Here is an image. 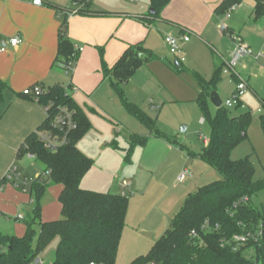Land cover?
<instances>
[{"label":"trees","instance_id":"16d2710c","mask_svg":"<svg viewBox=\"0 0 264 264\" xmlns=\"http://www.w3.org/2000/svg\"><path fill=\"white\" fill-rule=\"evenodd\" d=\"M71 1L77 15L89 17L112 15L92 10V0ZM170 1L148 0L155 14L134 20L147 25L148 19L155 20L160 17ZM252 1L254 20L264 19V0ZM240 2L241 0H224L217 7L216 13L224 15ZM67 15H64L58 36V50L54 61L58 68L70 63L75 66L78 60L79 53L66 36ZM152 58L153 55L138 44L130 46L119 61L108 69L101 54V73L104 79H108L124 111L150 133L166 139L167 137L156 129L155 121L141 108L128 102L123 92V86L135 71L143 62L149 63ZM221 69L222 66L215 67L211 80L201 79L197 103L201 111L207 115L210 135L206 146L196 156L199 161L210 166L220 179L188 195L180 211L173 217L169 229L145 255L137 256L128 264H264V214L251 204V198L264 190V179H255V168L249 158L231 160L232 152L247 140L251 115L245 112L237 117H231L225 107L221 106L215 109L213 116H210L206 107V99L209 98L210 91L215 89ZM1 88L0 85V102ZM41 89L42 94L36 101L24 97L37 102L42 108L51 105L48 111L50 116L59 107L67 108L72 112L76 129L68 134V141L64 146L56 152H49L38 138L40 131L51 129V123L47 118L25 138L17 150L18 158L30 155L42 165L44 171L30 191L34 206L32 218L25 222L24 235L17 237L0 233V264H38L39 254L55 238L58 239V244L51 264H115L125 227L128 196L81 188L82 179L94 164L91 158L76 147L77 142L91 129L89 120L67 95L65 88L55 85ZM260 104L263 113L259 116V123L264 136V99L260 100ZM146 142V137L130 135L125 161L130 160V153L135 147L144 146ZM168 142L176 145L173 140L168 139ZM53 185L61 187L58 201L62 219L42 222L40 201L45 190ZM243 199L248 200L247 204L242 203ZM235 204L237 206L233 209ZM205 223L211 228L210 232H203L202 227ZM36 225L38 233L34 229ZM216 226L218 230L214 231ZM257 230L261 231L258 243H248L233 251V245L229 244L232 236L254 233ZM191 231L197 233L196 238H190ZM249 250L253 256L247 259L245 252Z\"/></svg>","mask_w":264,"mask_h":264},{"label":"crops","instance_id":"0c3cea01","mask_svg":"<svg viewBox=\"0 0 264 264\" xmlns=\"http://www.w3.org/2000/svg\"><path fill=\"white\" fill-rule=\"evenodd\" d=\"M33 1L0 0V40L15 36L22 38V43L18 47L8 48L4 53L0 52V85L2 86L0 102L2 104L0 105V230L6 228L5 231L11 232L17 237L23 236V228L19 227L17 222L11 225L3 221L2 219H5V215L2 212L14 206L17 208L20 206L28 207L27 202L32 203V195L31 193H28V195L21 194L19 188L16 189L12 184L3 181V179L13 166L18 168L22 176L25 169L38 163L30 155H23L18 158L17 150L25 138L34 132L45 120L43 108L37 102L25 98L22 95L24 90L35 86L48 89L59 85L65 88L67 95L73 99L88 119V113L95 112L92 108H96L98 111L102 109L96 98L100 91L108 88V96H111V87L109 88L110 85L107 82L104 83L106 79L103 78L101 73V54L106 67L111 69L130 46L140 44L143 50L151 53L155 51L154 40L157 41L161 38L164 41V36L166 35L169 37L195 36L210 46L214 44L218 47L225 41L223 36L219 34L220 32L218 33V22L219 19L222 20L223 15L216 13L217 7L224 0H171L161 12L160 17L155 20L148 19L147 25L135 21L134 18H146L150 14L151 8L148 0H143L145 4L141 7L139 0H126L128 1L126 3L123 0H108L103 1V3L100 0H92L91 9L112 14L107 17L77 15L74 13L76 8L71 0H40L39 6L33 5ZM240 4L229 11L232 12L237 9L236 18L246 23L248 27L253 26L261 30L264 29V19L255 21L253 18V1L252 5L245 7V9ZM121 5L128 6L129 11H124ZM64 15H67V38L75 48L82 49L78 54V60L73 72L70 73L68 81L61 74L64 71L54 65L58 50L59 31L61 30ZM254 30L257 31L255 28ZM227 31H229L230 36H228L234 44L237 37L234 30L224 28L221 32L226 33ZM187 43H184V45ZM233 44L229 43V58L234 48ZM100 51H102L101 54ZM213 53L215 52L213 51ZM255 57L251 54L242 58L239 61L242 63V68H246L245 62L249 58L254 59L256 62L261 59H256ZM181 66L182 63L178 60L175 63L176 69ZM216 66L219 65L215 64L214 68ZM246 83L250 89L248 81ZM129 99L131 100V98ZM131 101L136 102L135 99ZM87 104L92 108L87 107ZM132 104L138 106L135 103ZM140 137H146L147 142L144 146L135 147L143 151L141 165L137 173L134 170V161L137 153L134 148L132 159L130 158L127 163H124L123 171L114 178L112 186L106 191H97L82 185L81 188L100 193L126 195L122 191L123 185L129 183L128 188L135 192L138 197L133 202H140V204L148 202L149 200L147 201L145 194L148 190L147 186L151 181L150 179H157L156 182L159 181L158 170L161 164V152L163 149L165 150V147L167 149L168 146H175L168 142V139L175 140L168 137L166 138L167 140L158 138L150 132L148 136ZM127 143H129V139ZM203 143L205 147L207 139L203 140ZM178 146L180 150L184 148L180 144ZM197 162L201 161L197 159ZM180 169L178 167L176 170L178 176L183 170H187L184 168L180 171ZM22 182L24 183L25 181L22 179ZM60 191L61 187L59 186L56 194L51 200L49 199V204L55 205L56 202H59ZM190 194L193 193L188 195ZM160 199L165 202L166 198L159 197L157 202ZM10 203H13L14 206H10ZM48 205L45 204L41 212L44 220L54 218H50L46 213ZM143 206L139 205L138 207L140 208L137 207L139 213H135L136 215L132 221L128 218L129 214L127 213L126 215V225L117 251V262L119 259L122 260V258L123 260L132 261L137 256L142 255L140 252L146 246V242L149 251L159 239H156L157 236H154V232H156L155 228H158L163 223L160 219L166 217V222L170 221L167 228L169 229L173 217L179 212L176 213V209L172 211L169 206L166 208L163 206L158 213L157 207L153 213H149L150 209L147 208V205H145L146 207ZM32 210L33 208L30 207V211ZM20 212L21 210L18 211L14 220L26 222L29 215L26 214L25 216ZM18 217H22V219H18ZM6 224L11 225V228L7 227ZM128 224L129 226L127 227ZM141 233L145 235L143 239H141ZM145 239L147 241H144ZM144 242L145 245L140 248ZM37 262L41 264L40 260Z\"/></svg>","mask_w":264,"mask_h":264},{"label":"rangeland","instance_id":"374dc122","mask_svg":"<svg viewBox=\"0 0 264 264\" xmlns=\"http://www.w3.org/2000/svg\"><path fill=\"white\" fill-rule=\"evenodd\" d=\"M103 1L108 0H100L101 3ZM139 1L140 7L145 4V1ZM247 2L249 3L247 4ZM240 3L241 7L245 9V7L252 5V0H241ZM121 8L124 11H129L128 6L121 5ZM237 12V9L232 12L229 11L223 15L222 20L219 19L218 33L220 32L219 34L225 40L220 47L214 44L210 46L195 36H189L188 43L184 45L180 41L181 36H175L172 38L178 41V45L182 50L181 56H178L167 47L161 38L157 41L154 40L155 51L151 52L153 55L152 60L146 64L143 62L123 86L125 99L128 102L135 99L136 102L132 103L141 107L155 121L156 129L162 135L174 139L177 143L175 146L167 145V149L165 147V150L163 149L164 151L161 152V164L158 170L159 181L156 182L157 179L149 180L150 183L145 194L147 201L149 200L148 202H142V205L140 202H133V200H137V194L123 185L122 191L128 196L129 200L127 213L131 221L136 215L135 213H139V205H144L143 207L147 205V208L150 209L149 213H153L156 207L158 213L163 206L165 208L169 206L172 211L176 209L177 213L182 208L189 193H194L199 188L213 184L220 179V176L210 166L203 162H197L196 159V156L204 148L203 140L208 139L210 135L207 115L201 111L197 98L201 90V79L205 81L212 79L215 64L222 66V69L220 79L215 89L210 91V94L214 92L222 104L226 101H234L239 80L248 81L249 83L250 89L248 88L242 96L238 97L231 108H225L231 117H237L245 112H249L251 115L247 140L232 152L231 160L240 161L249 158L255 168V179H264V136L259 123V116L263 113L260 100L264 99V60L260 59L256 62L254 59L249 58L245 62V69L242 68V63L239 62L234 68L237 75L228 71L226 66L230 61L228 48L229 43L233 44V41L229 37V31L226 33L221 32L220 27L233 29L235 36H237L235 38L237 41L233 44V47L240 43L244 44L248 46L253 57L264 53V29L261 30L253 26L248 27L246 23L236 18ZM166 37L168 35L164 36V38ZM181 58L184 59V62L179 69H176L175 63ZM61 74L66 81L70 79V74L64 72ZM106 82L109 85L108 79L104 81V83ZM103 90L96 97L102 106L101 111L87 104V107L95 110L94 113H88L91 129L76 144V147L83 154L94 161L93 167L84 176L81 185L102 192L112 186L114 178L123 171L124 163H127L125 157L129 150L127 141L130 135H149L148 130L142 124L125 113L112 89H110L111 96H108V88ZM0 105L2 104L0 103ZM206 107L208 114L213 116L215 108L211 105L209 98L206 99ZM179 144L184 147L182 150H180ZM136 151L134 170L137 173L141 165L143 151L142 149H136ZM133 154L130 153L129 158L132 159ZM41 166L37 163L24 170L21 177L25 181V186L19 188L21 194H30L33 184L37 182V176L42 174ZM178 167L181 168L180 171L186 168L187 170H183V172H188L191 175L182 184L177 183L176 170ZM23 188L25 191L22 190ZM57 189H59V186L53 185L45 190L40 201L41 212L44 205L50 203L48 201L56 194ZM159 197L166 198L165 202H162L161 199L157 202ZM251 204L264 214V190L251 198ZM12 205L14 206L13 203H10V206ZM27 205L28 207L20 206L17 208L14 206L5 209V212H7H2L5 215V219L2 220L11 225L17 222V225L23 228V233H25V222L14 219H16L19 210H21V214L29 215L27 220L32 218L30 207L33 208L34 205L30 202H27ZM46 213L50 218H54L44 220L41 213V219L44 222L62 219L59 202H56L55 205L49 204ZM160 221L163 223L155 228L156 232H154V236H157L156 239L162 236L170 222H166V217H162ZM11 225H7V227L11 228ZM5 229L0 231L6 235H15L5 231ZM34 229L38 233L37 225L34 226ZM140 235L141 239L145 236L143 233ZM144 241H147V239ZM35 243L36 239L33 244L35 245ZM57 244L58 239L55 238L39 254L38 260L41 261V264H51L54 261ZM144 245L145 242L140 248ZM148 249L146 242V246L142 248L140 253L145 255ZM252 256V251L245 252L247 259L252 258ZM127 261L130 260H123L122 258L118 262L116 260L115 264H127Z\"/></svg>","mask_w":264,"mask_h":264},{"label":"built area","instance_id":"2783aa9c","mask_svg":"<svg viewBox=\"0 0 264 264\" xmlns=\"http://www.w3.org/2000/svg\"><path fill=\"white\" fill-rule=\"evenodd\" d=\"M21 1V0H16ZM33 5L39 6L40 0H34ZM234 6L232 10L235 8ZM75 13V12H74ZM221 31L224 30V28H220ZM189 36L185 35L180 38V41L182 43H187L189 41ZM237 41V39L235 40ZM165 44L170 48V50L178 55L181 56L182 50L180 49L178 45V41L173 39L172 37H166L164 39ZM22 43V38L20 36H15L11 38H5L0 40V52L4 53L7 51L8 48H16ZM75 51L80 53L82 51L81 48H75ZM251 52L249 51L248 46L244 44H237L234 46L231 54H230V61L228 64H226L228 71L232 72L233 74L237 75L234 68L239 63V61L242 58H245L247 56H250ZM256 59L261 58L264 59V53L258 54ZM180 63L184 62V59H179ZM65 74H70L74 70V64L70 63L67 66H61V68ZM226 73V71H225ZM248 89L247 83L243 80H239L237 84V89L235 91L236 97L234 98V101H226L224 104H222L225 108H231L232 105L235 103L238 97L242 96L243 93ZM42 94V89L38 86L29 88L27 90H24L22 92V95L25 97L32 98L33 100H37L38 97ZM51 105H47L46 108H43L45 113V119L49 118V121L51 123V129L43 130L38 133V138L44 148L48 150L49 152H56L60 147L64 146L68 141V134L76 129V123L73 119L72 112L64 107H59L56 109L55 112H53L52 116L49 114V109ZM191 175L188 172L181 173L177 178V183L182 184L184 183L188 178H190ZM39 176L37 177V179ZM4 181L6 183L12 184L16 189L20 188L24 185L21 179V174L16 166L11 167L7 174L4 177ZM124 187H129V183H125ZM248 200L243 199L242 203L247 204ZM236 204L233 206V209L236 208ZM229 211H227L228 213ZM18 219H22V217H18ZM203 232H210L211 228H209L208 224L205 223L202 227ZM214 231L218 230V226H216ZM190 238H196L197 233L195 231H191L189 234ZM261 236V231L257 230V232H247L239 235H234L231 237L229 244L233 245V251H236L238 248L245 246L248 243L256 244L258 243Z\"/></svg>","mask_w":264,"mask_h":264},{"label":"water","instance_id":"95a60500","mask_svg":"<svg viewBox=\"0 0 264 264\" xmlns=\"http://www.w3.org/2000/svg\"><path fill=\"white\" fill-rule=\"evenodd\" d=\"M149 13L151 15H154V11L152 9H150ZM209 101L211 103V105L215 108V109H219L221 106H222V103L221 101L219 100L218 96L212 92L210 95H209Z\"/></svg>","mask_w":264,"mask_h":264}]
</instances>
